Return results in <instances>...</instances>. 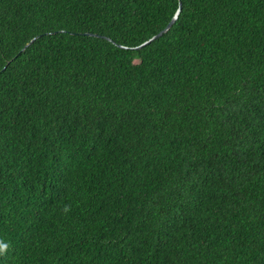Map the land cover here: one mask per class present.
Wrapping results in <instances>:
<instances>
[{"label": "trees", "instance_id": "obj_1", "mask_svg": "<svg viewBox=\"0 0 264 264\" xmlns=\"http://www.w3.org/2000/svg\"><path fill=\"white\" fill-rule=\"evenodd\" d=\"M0 264H264V0H0Z\"/></svg>", "mask_w": 264, "mask_h": 264}, {"label": "water", "instance_id": "obj_2", "mask_svg": "<svg viewBox=\"0 0 264 264\" xmlns=\"http://www.w3.org/2000/svg\"><path fill=\"white\" fill-rule=\"evenodd\" d=\"M176 18H177V16L173 20H171V22L166 26L165 29H163L161 32H159L156 36H154L153 38H151L147 42L143 43L140 47L151 43L153 40L161 37L164 33L168 32L170 30V28L173 26V24L175 23ZM31 42H33V40ZM140 47H138V48H140Z\"/></svg>", "mask_w": 264, "mask_h": 264}]
</instances>
